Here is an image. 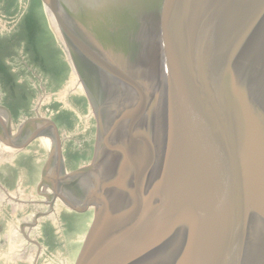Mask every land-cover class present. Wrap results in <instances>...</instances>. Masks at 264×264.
Listing matches in <instances>:
<instances>
[{
	"label": "water",
	"instance_id": "obj_1",
	"mask_svg": "<svg viewBox=\"0 0 264 264\" xmlns=\"http://www.w3.org/2000/svg\"><path fill=\"white\" fill-rule=\"evenodd\" d=\"M86 1L43 4L97 118L92 162L50 184L96 209V264H264V0ZM0 112L13 148L52 130Z\"/></svg>",
	"mask_w": 264,
	"mask_h": 264
},
{
	"label": "rangeland",
	"instance_id": "obj_2",
	"mask_svg": "<svg viewBox=\"0 0 264 264\" xmlns=\"http://www.w3.org/2000/svg\"><path fill=\"white\" fill-rule=\"evenodd\" d=\"M156 2L137 4L144 10ZM44 7L43 0H0V107L9 114V131L14 134L27 119L47 120L52 130L40 125L41 129L26 127L23 133L43 131L40 138L46 143V138L51 140L50 144L56 135L61 150L59 163L49 157V146L39 137L15 150L19 143L13 148L6 142V113L0 112L1 142L11 146L4 150L9 156H0V196L4 194L0 198V264H29L24 258H12L14 251H21L17 248L21 243H28L25 245L36 256L33 264H96V209L69 208L50 184H59V167L70 174L92 162L97 118L85 88L81 89L77 79L71 81V58L57 39ZM80 185L86 190V184ZM12 193L16 194L6 197ZM52 211L54 219L48 217ZM31 222L32 242L21 233L12 240L13 227L22 232Z\"/></svg>",
	"mask_w": 264,
	"mask_h": 264
},
{
	"label": "bare ground",
	"instance_id": "obj_3",
	"mask_svg": "<svg viewBox=\"0 0 264 264\" xmlns=\"http://www.w3.org/2000/svg\"><path fill=\"white\" fill-rule=\"evenodd\" d=\"M45 8H46V11H47V14H48V18H49V23H50V25H51V27L53 28V30H54V33H55V35H56V37H57V39L59 40V42H60V44L66 49V51H67V53H68V55L70 56V54H69V51H68V46H67V43H66V40H65V38H64V36H63V33H62V31H61V29H60V27H59V25H58V23H57V20H56V18H55V16H54V14L52 13V11L45 5ZM72 61V60H71ZM72 65H73V63H72ZM73 77L71 78V81H72V83H74V80L75 79H77L80 83H79V85H80V87H81V89H83V88H85L82 84V81H81V79H80V76H79V74L77 73V71L75 70V67H74V65H73ZM76 80V81H77ZM86 90V89H85ZM4 117L6 118L7 116L6 115H4ZM39 120H41V119H39ZM37 137H44V136H37ZM40 140H42L46 145H48L49 147H47V149H48V152L50 153L51 152V154L53 155V150H54V148H55V140H53V142H52V144H50V142H51V140H49V139H47L46 138V141H47V143L45 142V140H43L42 138H40ZM32 141V140H31ZM8 146V148L7 147H5V145H4V143H2L1 142V140H0V156H5V155H8L9 153H7L6 151H4V150H10V147H9V145H7ZM15 150H19V149H15ZM3 154H5V155H3ZM9 156V155H8ZM5 158H6V156H5ZM1 159V158H0ZM4 159V158H3ZM7 159H9V158H7ZM86 184V183H85ZM16 193H12V194H9V195H6V197L8 196V198L11 196V195H15ZM1 195V194H0ZM4 195V194H3ZM2 195V196H3ZM2 196H0V198H2ZM53 199H54V196H51ZM15 198H17L18 199V197H14L13 199H15ZM61 200V199H60ZM62 201V200H61ZM63 202V201H62ZM89 208V207H88ZM53 212L54 211H52L51 212V214H49V216L48 217H50L51 219H54L55 218V215L53 214ZM49 218V219H50ZM31 224H32V222L31 223H26L25 224V226L24 227H22L21 229H23V230H26L27 231V233H25L23 230H22V232H19V229L18 228H12V230H11V238H12V240L13 239H16V238H18L17 236H19L20 235V233L23 235V236H25V238H26V240L28 241V242H32L31 240H33V237H34V235H32V233L30 234V227L29 226H31ZM21 231V230H20ZM32 232V231H31ZM29 236H31V240L29 239ZM25 244H28V243H21L20 245H19V247L17 246V248H20L21 249V251L20 250H17V251H14L13 253H12V258L14 259V260H20L21 258H24L25 259V261L27 262V263H29V264H33L34 262H35V260H36V256L34 255V253H32L28 248H27V245H25ZM31 244V243H30Z\"/></svg>",
	"mask_w": 264,
	"mask_h": 264
}]
</instances>
